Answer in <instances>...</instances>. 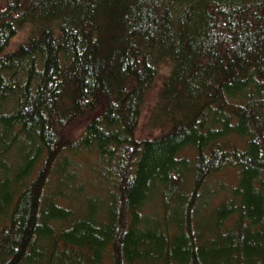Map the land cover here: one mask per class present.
I'll use <instances>...</instances> for the list:
<instances>
[{"label": "trees", "instance_id": "1", "mask_svg": "<svg viewBox=\"0 0 264 264\" xmlns=\"http://www.w3.org/2000/svg\"><path fill=\"white\" fill-rule=\"evenodd\" d=\"M0 264H264V0H0Z\"/></svg>", "mask_w": 264, "mask_h": 264}, {"label": "rangeland", "instance_id": "2", "mask_svg": "<svg viewBox=\"0 0 264 264\" xmlns=\"http://www.w3.org/2000/svg\"><path fill=\"white\" fill-rule=\"evenodd\" d=\"M19 37H16L10 47L14 46L15 43L18 41ZM165 70V68H164ZM161 78H157L155 83L152 86V89L146 94L144 104L142 107L141 117L136 128V137L140 139L149 138L152 136L157 135L159 132L166 130L167 125L160 126L159 122L163 121L161 117V113H156L152 110L153 107L156 105V99L158 98V90L160 86ZM154 118V119H153ZM155 120V121H154ZM237 179V172L234 169H227L220 173H217L213 176L210 183H206L200 193L203 192L205 188L208 190L209 196L208 200H210V204L212 206L217 205L226 195V190L236 182ZM224 188V189H223ZM155 203L147 204L146 210H151Z\"/></svg>", "mask_w": 264, "mask_h": 264}]
</instances>
